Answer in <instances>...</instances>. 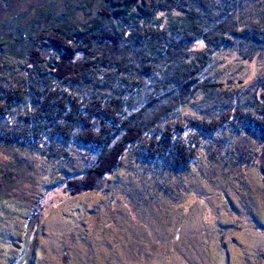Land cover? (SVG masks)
<instances>
[{
    "label": "rangeland",
    "instance_id": "obj_1",
    "mask_svg": "<svg viewBox=\"0 0 264 264\" xmlns=\"http://www.w3.org/2000/svg\"><path fill=\"white\" fill-rule=\"evenodd\" d=\"M7 2L0 23L13 10L29 21L40 8L42 23L66 15L79 32L101 14L104 0ZM259 13L243 25L260 21ZM247 48L217 54L206 75L222 88L198 93L174 115L203 136L186 169L131 152L96 191L70 196L66 184L93 168L95 149L58 140L33 150L0 142V264H264L257 158L264 137L246 131L236 109L253 104L264 87V50L247 62ZM214 122L223 125L213 132Z\"/></svg>",
    "mask_w": 264,
    "mask_h": 264
},
{
    "label": "trees",
    "instance_id": "obj_2",
    "mask_svg": "<svg viewBox=\"0 0 264 264\" xmlns=\"http://www.w3.org/2000/svg\"><path fill=\"white\" fill-rule=\"evenodd\" d=\"M100 11L79 32L66 15L42 23L40 8L29 21L13 10L0 23V142L95 149L93 168L66 184L70 196L96 191L131 152L186 169L203 136L176 120L177 110L222 88L206 69L225 47L248 45L247 62L264 50V0H104ZM254 11L262 19L243 25ZM254 93L253 104L236 109L246 131L264 137V87ZM257 155L264 182V151Z\"/></svg>",
    "mask_w": 264,
    "mask_h": 264
}]
</instances>
